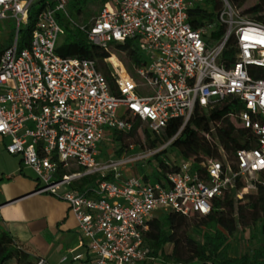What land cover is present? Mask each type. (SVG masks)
Returning a JSON list of instances; mask_svg holds the SVG:
<instances>
[{
    "label": "built area",
    "instance_id": "1",
    "mask_svg": "<svg viewBox=\"0 0 264 264\" xmlns=\"http://www.w3.org/2000/svg\"><path fill=\"white\" fill-rule=\"evenodd\" d=\"M195 1L102 0L96 17L77 24L67 12L69 0H0V21H16L15 37L0 48V142L36 175L37 193L70 206L92 264L155 261L145 244L155 216H206L215 198L264 174V19L242 15L224 0L217 24L194 29L188 11ZM61 13L101 48L137 41L146 64L134 66L136 78L116 54L106 60L110 78L93 59L60 56ZM219 26L225 31L215 37ZM223 105L230 108L225 118L256 144L238 150L233 164L226 157L182 160L152 183L124 171L171 142L140 153L131 145L129 155L100 159V146L114 132H130L136 121L161 135L173 119H183L184 128L197 106ZM89 175L103 180L74 188ZM36 264L49 262L42 257Z\"/></svg>",
    "mask_w": 264,
    "mask_h": 264
},
{
    "label": "trees",
    "instance_id": "2",
    "mask_svg": "<svg viewBox=\"0 0 264 264\" xmlns=\"http://www.w3.org/2000/svg\"><path fill=\"white\" fill-rule=\"evenodd\" d=\"M227 1L242 15H248L257 21L264 19V0ZM249 1H253V5L243 9ZM34 8L29 25L25 29L26 38L31 35L39 12L34 11ZM223 8L224 0H196L188 11L189 22L194 29H200L206 24H217ZM59 22L65 29V37L57 49V53L62 57L93 59L109 78L111 76L106 60L113 54H125L127 60H123L124 64L135 78L134 66L146 64L137 41L114 44L109 49H104L91 43L79 29L71 28L68 24L62 23V20ZM218 28L215 37L223 35L225 31L223 26ZM229 110L227 105L215 110H205L197 106L184 128L183 119H173L169 121L161 135H154L147 127L144 134L150 149H157L168 142L171 144L149 160L155 162L156 166L151 174L146 171L142 173L143 180L152 183L162 182L171 167L177 169L178 165L172 164L168 159L169 147L177 149L181 159L185 161L194 159L201 163L206 159H213L223 162L224 152L228 161L233 164L234 155L238 150L248 149L256 144L248 130L237 127L225 118ZM140 127L141 122L136 121L130 132L112 134L120 143L118 155L133 145L130 140L137 136ZM102 180L89 175L76 183L74 188L84 189ZM253 184L256 192L245 194L243 198L238 199V193L246 186L243 182H238L236 188L213 200L212 211L206 216L194 215L189 218L173 211L155 216L145 236V244L150 248L151 256L159 258L162 264H264V243L252 253L234 257L231 255L230 235L222 228L223 218L229 216L241 227L261 224L264 234V174H260ZM193 229L201 231V241L191 235ZM167 246H172L171 252L166 251ZM40 258L42 257L34 256L17 242L10 232L0 225V264H36Z\"/></svg>",
    "mask_w": 264,
    "mask_h": 264
},
{
    "label": "crops",
    "instance_id": "3",
    "mask_svg": "<svg viewBox=\"0 0 264 264\" xmlns=\"http://www.w3.org/2000/svg\"><path fill=\"white\" fill-rule=\"evenodd\" d=\"M16 158L19 167L0 176L1 227L34 256L45 258L49 264H92L93 253L79 233L70 206L52 195L37 193L36 175L22 168L21 159ZM77 254L83 258L75 261ZM65 256L68 260L62 262Z\"/></svg>",
    "mask_w": 264,
    "mask_h": 264
},
{
    "label": "rangeland",
    "instance_id": "4",
    "mask_svg": "<svg viewBox=\"0 0 264 264\" xmlns=\"http://www.w3.org/2000/svg\"><path fill=\"white\" fill-rule=\"evenodd\" d=\"M102 0H69V5L67 7V12L70 15L71 19L77 24H85L92 18L96 17L102 8ZM253 5V1H249L243 9H247ZM41 5L37 4L34 8V11L40 10ZM60 20L62 23L68 24L71 28L72 26L68 23V19L61 13L59 14ZM15 28L16 21H0V48L5 47L11 43V40L15 37ZM65 35H63L60 39V44L62 43ZM145 55V51L142 52ZM117 55V54H116ZM120 60H127L125 54L117 55ZM125 66V64H124ZM126 67V66H125ZM127 69V68H126ZM135 72V71H134ZM147 128L146 124H142L138 130L137 136L130 140L131 144H133L136 149L135 153L145 152L149 150V143L147 142L144 134V130ZM7 144V142H6ZM168 143L159 146L158 148H162ZM131 146V145H130ZM120 149V143H118L113 136L108 138L101 146H100V159L103 162L107 160H117L125 155H129V153H125L126 150L118 155L117 151ZM168 159L172 164L179 165L182 161L181 156L177 149L169 147L168 148ZM125 153V154H124ZM223 158H225V153L222 152ZM19 167L18 159L16 157H9L7 153H5L4 146L0 143V176L3 173H7L8 171ZM156 166L155 162H149V160L139 161L134 163L133 165L127 167L124 171L125 174L131 176L140 177L144 171L146 173L151 174L153 169ZM72 171H77L78 168L73 166L71 167ZM258 179V177H257ZM154 182V180H153ZM246 189L241 190L238 193V199L243 198L245 194H253L256 192V188L254 184L247 182ZM160 216V215H158ZM193 216H189L192 218ZM223 230L230 235V241L232 244L231 255L234 257H239L246 253H252L256 248H258L261 244L264 243V234L262 233L261 224L256 226L249 227H241L236 224L231 217L227 216L223 218ZM191 235L198 241H201L202 233L198 229H193ZM172 246H167L166 251L171 252ZM159 258H155V261L149 262L148 264H161Z\"/></svg>",
    "mask_w": 264,
    "mask_h": 264
},
{
    "label": "bare ground",
    "instance_id": "5",
    "mask_svg": "<svg viewBox=\"0 0 264 264\" xmlns=\"http://www.w3.org/2000/svg\"><path fill=\"white\" fill-rule=\"evenodd\" d=\"M115 60V59H114ZM116 61V60H115Z\"/></svg>",
    "mask_w": 264,
    "mask_h": 264
}]
</instances>
